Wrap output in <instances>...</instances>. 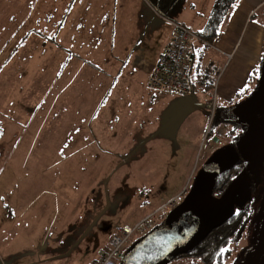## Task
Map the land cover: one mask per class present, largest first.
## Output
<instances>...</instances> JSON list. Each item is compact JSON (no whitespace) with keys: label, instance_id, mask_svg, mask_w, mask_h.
<instances>
[{"label":"rangeland","instance_id":"obj_1","mask_svg":"<svg viewBox=\"0 0 264 264\" xmlns=\"http://www.w3.org/2000/svg\"><path fill=\"white\" fill-rule=\"evenodd\" d=\"M203 5L174 0L160 14L148 0H0V264H88L94 244H106L113 225L134 224L182 194V201L145 233L134 232L123 249L119 264H124L141 236L184 215L191 192L203 196L211 172L214 182L218 167L234 164L236 159L222 162L233 146L243 156L235 177L247 180L237 187L230 208L234 212L248 204L249 216L229 244L232 254L225 264H254L250 255L263 226L264 109L241 125L226 122L220 115L226 106L218 104L210 132L221 144L200 149L208 118L177 114L190 97L158 94L149 104L134 68L137 52L163 38L170 22L208 16ZM89 59L113 72L112 85L101 86L103 74ZM73 76L79 79L71 84ZM212 88L207 94L204 89L205 96ZM162 118L167 124L148 140ZM127 124L132 125L125 129ZM136 131L147 137L130 147ZM205 201L227 206L226 194L207 193ZM7 204L16 211L27 205L24 226L7 229L2 217L10 212L2 213ZM38 211L44 218L35 225ZM5 235L18 236L20 244L2 256ZM42 252L50 257L42 258ZM163 264L204 263L182 257Z\"/></svg>","mask_w":264,"mask_h":264},{"label":"crops","instance_id":"obj_2","mask_svg":"<svg viewBox=\"0 0 264 264\" xmlns=\"http://www.w3.org/2000/svg\"><path fill=\"white\" fill-rule=\"evenodd\" d=\"M201 2L204 3V5L202 6L203 10L206 9L207 11H209L208 16L205 12L202 13L203 16L200 20L192 18H184L183 20L179 19V22L187 25L199 35L203 33V35H200L201 39H193L190 42L192 53H194L195 56L194 66L196 69L193 74L196 79L201 81L199 83L196 82L197 84L194 85L192 93L195 92L197 100L206 102L208 95L205 96V86L203 85V83L205 81H210L212 86L214 85L213 83H215L217 91V103L219 104V106L224 104L226 107H230L236 102L242 100V98L247 97L259 84L261 65L264 59V0H235L233 5L230 7V9L224 15L222 21L220 22L215 36L211 38H207L205 36V33L207 32L206 23L215 0H204V2L203 0H201ZM197 3V1H193L191 3V6L196 10H199L200 8H196L195 6V4ZM172 34L173 25L170 22L168 31L163 38H161L160 40L156 39L154 46L152 45L149 48H147V45L143 46L142 50L138 51L136 55V65L134 68H136V70L140 72L142 85L145 87L149 95V104L155 101V98L158 94H165L149 92L146 87V77L156 63L161 50L170 40ZM88 64L90 65V67L99 70L103 74L100 84L101 86H104V89L106 84L107 86H109V84H113L115 79H113L114 74L110 69H104L103 67L96 64L94 60L90 59L88 60ZM125 73V70H123L122 68L119 73L120 77H125ZM87 76H90V72H87ZM78 79L79 78H77L76 76H73L72 78H69V83L73 84V81L77 82ZM118 81L119 80H116V85L119 84ZM248 86L252 87V89H250L249 87V90L243 91L244 89H247ZM70 87H72V85H70ZM197 88L200 90L199 93H196ZM208 90L209 89L206 90V94L208 93ZM106 92H108V88ZM151 109L152 108H149L147 110L152 111ZM193 112H198L199 114H203L205 115V117H207V110L205 109V107L195 108L187 115ZM225 121L227 122V120ZM131 125L132 124H127L125 126V129L131 127ZM157 127L155 128V130L157 129ZM150 130H152V128H150ZM155 130H153V132ZM138 136L143 138L147 137L140 135V133L136 131V134L133 135L132 141L129 144L130 147L132 145H135V142L138 141L136 140ZM155 136H149L148 140L155 138ZM143 138H141V141L144 142L145 139L143 140ZM136 153L137 152L135 150V152H133L130 157H135ZM51 192L53 194V199H58V197L56 196V191ZM140 201V203L146 202V200ZM8 205L9 204H7V206L2 209V213L6 208L10 210L7 215L3 213L2 216L5 217V226L7 227V229L8 227L17 225V223H19V226L23 223L24 226L27 223V218L30 217V215L28 216L27 214V205L19 211H16L14 208H12L11 210ZM137 206H134L136 210L138 208H141V206H146V204H140L138 208ZM159 206H156V208H152L150 211L157 209ZM46 210L47 209H45V211ZM32 217L34 218V216ZM16 218L18 219V221L16 223H12V219ZM42 218H44L43 213L38 211L35 214L34 218L35 225H37V221L39 219L41 220ZM51 224L52 219L48 216L47 225L51 226ZM115 225H113V227L111 228L108 238L110 237V234L112 233ZM39 238H37L36 241ZM1 239L3 244L2 249L5 250V253L2 254V256L8 254V251L14 245L17 246L18 244H20L18 236H16V238H13V235H5ZM107 246L108 241L106 244L96 242L94 244V248H97V250L93 258L97 257L99 253L103 251ZM39 255H41L42 258L50 257L49 252H44L43 254Z\"/></svg>","mask_w":264,"mask_h":264},{"label":"water","instance_id":"obj_3","mask_svg":"<svg viewBox=\"0 0 264 264\" xmlns=\"http://www.w3.org/2000/svg\"><path fill=\"white\" fill-rule=\"evenodd\" d=\"M180 96L190 97L184 100L183 103L185 105L177 113L185 114L184 117L195 108L205 107L207 110L209 107L207 101L204 102L197 100L195 93ZM261 109H264V59L261 65V73L257 87L243 100L236 102L230 107H225L223 114L220 113V115L227 121L242 125L244 122L248 124L251 120V114L259 110L261 111ZM165 119L162 118L160 120L159 126L150 136H155L160 133L162 127L167 124ZM233 147H230L226 154H224L222 162L228 163V161L236 159L235 162L237 163L243 158L242 154ZM234 164H225L222 165L221 168L218 167L217 170L219 171L217 174ZM214 169H212V171ZM217 174H215V176ZM211 175L212 172L206 183L207 185L202 189V193L199 191L203 196H200L201 198L195 196L197 190L194 193L191 192L187 197V207L184 215L179 219L167 222L160 227L151 230L144 236H141L127 253L124 264H163L176 252L187 250L192 247L195 242L212 228V226L233 213L230 208L231 199L234 196L237 187L247 179H243L242 177H238L237 179V177H234L223 190L221 194H226L227 198V206L224 210V207L219 203L215 202L214 204H207L205 201L207 193L213 194L212 189L214 182H212ZM262 213L261 218L263 226L261 225L262 230L258 240V248L250 255V259L253 260L254 264H264V206L262 207Z\"/></svg>","mask_w":264,"mask_h":264},{"label":"built area","instance_id":"obj_4","mask_svg":"<svg viewBox=\"0 0 264 264\" xmlns=\"http://www.w3.org/2000/svg\"><path fill=\"white\" fill-rule=\"evenodd\" d=\"M173 34L161 50L159 57L146 77V87L152 93L189 95L194 88L193 57L190 42L201 36L187 25L172 21ZM210 90L207 102V124L200 140V149L215 148L221 144L220 137L211 131L210 124L217 113L218 101L215 83ZM180 201L182 194L168 198L157 209L150 211L134 224L122 223L114 226L108 246L88 264H119L124 257V247L128 246L135 231L145 233L156 219L169 213Z\"/></svg>","mask_w":264,"mask_h":264},{"label":"trees","instance_id":"obj_5","mask_svg":"<svg viewBox=\"0 0 264 264\" xmlns=\"http://www.w3.org/2000/svg\"><path fill=\"white\" fill-rule=\"evenodd\" d=\"M174 0H148V3L152 5L155 11L164 14V11L168 8L169 4ZM235 0H215L211 13L206 23L207 32L205 36L211 38L215 36L220 22L224 15L228 12ZM200 35H203L201 33ZM193 57V72L195 71V56ZM193 84L201 82L194 77ZM197 82V83H196ZM206 89H210L212 84L210 81L203 83ZM245 91V90H243ZM242 91V92H243ZM2 130V124L0 120V133ZM244 163V162H243ZM243 168L242 164L235 163L229 168H226L219 172L215 176V181L212 189V193L220 195L227 187L229 182L240 172ZM249 216V205L234 211L226 218L212 226L192 247L187 250L176 252L168 261L182 258L191 257L192 259H200L204 264H225V262L231 257L232 251L229 244L234 241L240 231L243 229Z\"/></svg>","mask_w":264,"mask_h":264},{"label":"flooded vegetation","instance_id":"obj_6","mask_svg":"<svg viewBox=\"0 0 264 264\" xmlns=\"http://www.w3.org/2000/svg\"><path fill=\"white\" fill-rule=\"evenodd\" d=\"M137 138H139V141H140L142 137H139V136H138ZM137 138H136V139H137ZM137 140H138V139H137Z\"/></svg>","mask_w":264,"mask_h":264}]
</instances>
